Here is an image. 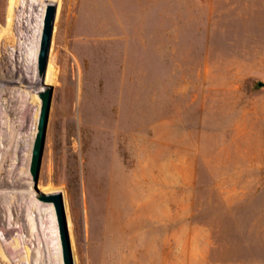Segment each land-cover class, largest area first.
I'll use <instances>...</instances> for the list:
<instances>
[{"label":"rangeland","instance_id":"rangeland-1","mask_svg":"<svg viewBox=\"0 0 264 264\" xmlns=\"http://www.w3.org/2000/svg\"><path fill=\"white\" fill-rule=\"evenodd\" d=\"M11 1L0 106L14 122L27 95L37 126L40 89L12 49L48 2ZM51 2L37 188L62 194L74 264H264V0ZM29 162L0 165V195L38 200ZM24 201L0 199V264H62L55 215Z\"/></svg>","mask_w":264,"mask_h":264},{"label":"bare ground","instance_id":"bare-ground-1","mask_svg":"<svg viewBox=\"0 0 264 264\" xmlns=\"http://www.w3.org/2000/svg\"><path fill=\"white\" fill-rule=\"evenodd\" d=\"M32 1L33 0H31V5L33 3ZM44 1L51 2L52 0H44ZM12 3L13 2L11 1V4ZM21 3H22L21 4V6H22L23 2H21ZM35 5H38V4L35 3ZM46 5L47 4H45V3L42 4V6H40L37 9L38 13L36 15L34 13H30L31 12L30 11V12H28L29 14L26 13V16H24V18L21 17L22 19H24V21L22 22L23 24L21 23L22 24L21 26L25 29V32L22 33V35H24V37H26V39L29 41L26 42L27 41L26 40L24 43L23 42L19 43L18 47H17V45H15L12 49V56H13V59L15 60L16 67L19 68V70L23 73V78L27 80V83L30 84L31 87L36 88L38 86L40 91L44 90V88L41 86V81H40V78L38 77V74H37V55H38V51H39V43H40V37H41V33H42L43 17H44ZM11 7H12V5H11ZM24 7H25V5H24ZM36 7H38V6H36ZM10 20H11V18H10ZM12 20H13V17H12ZM27 32H30V35H27L28 34ZM16 39H17V37H16ZM22 39H23V37H22ZM53 78H54V66L51 62H49L47 73H46V78H45V83L50 82ZM2 94L4 95V93H2ZM26 96L27 95L21 94V101L24 104V106H22V108L19 110V112H18L19 116L16 120H14V122H10L11 119L9 118L7 109L2 110L1 106H0V165H3V166L8 165L11 168L9 171V174H11V175H14V165L17 162H19V160L22 161V163L24 165L27 164V162L30 158V151H31L32 142L34 140L35 133H36V124H35L36 114H34V112L32 111L34 115H31L30 107L28 104V99ZM0 105H1V103H0ZM17 109H19V108H17ZM29 123H31V126L29 125ZM11 183L13 184L12 187L15 186L14 181H12ZM10 189L11 190L5 191L4 193H2L0 195V199L2 201L4 200L6 203H11L14 205V199H16V200L24 199L25 200L24 201L25 207L28 210L34 208V209H39L41 211V207L44 208L45 205H48L47 208H46V206H45V208L47 209L46 210L47 213L49 211V214L52 216V218H53L52 220L54 223V211H53V208L50 204L42 203V202L36 200V198L29 196L30 193H28V195L27 194L23 195L21 193L19 194V193L12 191V188H10ZM15 208H16V206H15ZM24 212H25V214H27L25 210H24ZM45 212H44V214H45ZM39 213H41V212H39ZM20 216H22V215H20ZM45 216H47V215H45ZM28 217H30V215ZM28 219H30V218H28ZM49 220H51V219H49ZM7 221H8V219H7ZM42 222H43V220H42ZM12 224H13V222H12ZM54 225H55V223H54ZM15 227H16V225H15ZM31 228H33V227H31ZM34 228H36V227H34ZM13 229H14V227H13ZM30 231H32V230H30ZM52 236H54V235H52ZM54 248L57 249L58 247H54ZM57 252L58 253L55 252V254L56 255L59 254L57 256L60 257V252L59 251H57ZM58 259H60V261H61V257Z\"/></svg>","mask_w":264,"mask_h":264},{"label":"water","instance_id":"water-1","mask_svg":"<svg viewBox=\"0 0 264 264\" xmlns=\"http://www.w3.org/2000/svg\"><path fill=\"white\" fill-rule=\"evenodd\" d=\"M56 13L57 4L48 2L45 7L42 33L40 37L39 51L37 55V74L40 78L41 86L44 88V90L38 93V98L41 101V105L38 113L36 133L31 149L29 174L38 201L50 204L53 207L60 239L62 264H74L70 236L68 231L66 209L62 194L60 192L43 193L37 188L46 137L48 116L53 94V89L51 86H48L45 83V78L49 64L50 47L54 30V23L56 19Z\"/></svg>","mask_w":264,"mask_h":264}]
</instances>
